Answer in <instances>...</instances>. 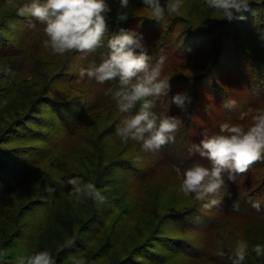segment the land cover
I'll list each match as a JSON object with an SVG mask.
<instances>
[{
	"label": "trees",
	"instance_id": "1",
	"mask_svg": "<svg viewBox=\"0 0 264 264\" xmlns=\"http://www.w3.org/2000/svg\"><path fill=\"white\" fill-rule=\"evenodd\" d=\"M16 2L23 4L27 0H16ZM106 2L111 8L108 14L109 34L118 32L120 28L134 30L143 35L148 55L152 58L151 62L154 63L161 56L166 58L163 75L172 77L170 90L167 95L158 99L154 98L156 106L153 111L157 114L174 116H178V112L183 113L182 126L176 134L175 143L164 146L158 152H149L153 156L152 163H136L126 157L122 159L130 152L131 145L135 142L130 141L124 144L116 136V127L126 114L118 111L111 96L107 95L104 99L100 96L96 102L88 105L86 101L70 104L45 95L50 92L51 75L54 76L59 72L58 69L63 64L61 61L63 56L51 53L48 58H45L44 25L30 17L18 16L16 8L10 5L8 0H0V9L3 6L11 8L7 14L0 16V62L9 63L16 73L14 77L5 76L2 73L0 108L16 95L26 96L33 92L31 106L27 111L23 110V115L32 116L34 111L38 114L42 106L46 105L53 116L49 123L51 127L48 128L56 127V136L61 135V142L53 145L51 149L48 148L45 154L41 150L38 151L36 147L29 149L32 152L27 150L30 157L18 154L19 152H16L18 149L15 150L18 155L7 156L0 152V208L5 205L11 192L26 180L27 170L31 165H40L47 158L55 156V165L60 169L64 160L68 159L70 151L83 145L85 139L91 141L94 131L90 127L95 126L93 119L97 115L95 112L99 109L107 113L106 126L100 136L104 135L111 139L113 142L111 146L118 149L114 153L123 154L115 159L113 169L110 168V170H113V176L115 170L125 171L121 180L125 195L118 192L119 187L115 188L116 194L109 195L104 204L96 203L95 210L90 209L88 213L80 214L79 224L83 229L77 240L71 242V240L67 241L69 238L61 237L58 241L62 244L57 245L58 241L52 245L47 244L44 250L47 249L52 253L56 264H71V261L69 262L65 257L80 250L84 246L85 239L92 240V237L105 227L108 212L106 206L121 202L127 204L128 208L136 213L135 218L143 214L147 216V213L149 217L153 215L152 212L147 211V207L143 209L141 207L145 196L151 199L154 196L141 195L143 192L139 195H131L130 191L132 192L133 189L143 191L144 184L152 180L159 168L167 169L165 177L159 182L165 183L166 180L179 182L176 168L183 171L193 162L208 163L198 153L189 151L193 144H199L205 132L209 135L217 132L220 123L223 122L242 123L246 126L250 118L238 120V116L249 107H264V0H250L249 10L243 13L245 19L232 21L220 19L218 13L207 7L205 0H184L179 14L173 13L170 17L165 10L164 19L159 22L151 18V11L144 5L143 0H129L126 9H121L120 0H106ZM161 4H164V0H161ZM118 10L127 13L126 21L116 20ZM30 23L35 24L36 28H29ZM16 25L18 27L13 28ZM106 52L105 46L87 55L88 59H91L89 62L94 61L98 64L101 54ZM72 54L68 53L64 56L69 59ZM178 63L181 70L175 71L172 68ZM64 65V69L57 73L58 82L66 84L70 79L78 80V73L71 71L74 65L73 60ZM192 69L196 73H190ZM84 80L80 82L83 83ZM106 84L108 88L118 86L117 81L106 82ZM79 86L70 84L69 87H73V91ZM39 87L44 88L42 92L38 90ZM209 90L211 95L208 94ZM201 92H206L207 97H201V99ZM177 93H187L191 98L186 111H181L172 103V97ZM229 99L236 101V106L232 109L223 106ZM136 110L134 109L133 112ZM15 113L17 115L18 112ZM16 115L14 112L0 113V116L10 117L9 121L15 124L10 125L9 129L0 134V142L12 140L7 139L12 136L11 131L15 138L21 137L20 130L24 127L22 126L24 122L21 126L18 125L21 118H17ZM209 121L210 126L204 129ZM202 122L205 126H202ZM25 128H29V125H25ZM56 136H54V142ZM78 142H80L79 145ZM22 150L24 148H21ZM56 171V169L51 170L53 175L57 173ZM53 180L55 181L54 178ZM223 191L230 195H225L222 204L210 211L203 210L201 202L193 200L190 196L182 212L177 213L167 207L160 214L161 208L155 205L161 204L157 203L159 198H155L152 201L153 205L149 206L154 207L152 209L157 213L158 219L150 228L143 225L145 229L140 233V239L142 236L143 238L136 247L131 246L126 253L122 254L126 251L125 248L117 240L113 243L110 241L96 249L93 254L83 255L86 264H132L135 254L143 259H150L149 255L154 254L152 250L154 246L157 256H153L158 259L152 257V261L148 262L150 264H161L170 257L178 258L174 260L175 262L187 258L196 264H231L229 257L238 239L249 241L250 246L264 244V161L253 164L246 173L238 175L235 182L229 181L225 176ZM45 197L48 205L53 207L58 195H45ZM46 199L34 202L31 208H38L39 203L47 204ZM251 200L260 202V212L251 207ZM5 212L7 211L3 212V217L7 216ZM75 217L73 216V220ZM166 222L169 223V232H163L164 228L160 229L161 224ZM32 230L36 231V227H32ZM17 231L18 226L12 229L8 245L14 242L13 239L17 233V239H19ZM59 231L67 235L62 229ZM131 238L134 239V237ZM151 244L154 245L151 246ZM111 249L121 254L115 259L116 261L109 257ZM39 250L38 245H32L28 253L32 254ZM0 264L3 263L0 262ZM244 264H264V257L257 258L254 253H250Z\"/></svg>",
	"mask_w": 264,
	"mask_h": 264
},
{
	"label": "clouds",
	"instance_id": "2",
	"mask_svg": "<svg viewBox=\"0 0 264 264\" xmlns=\"http://www.w3.org/2000/svg\"><path fill=\"white\" fill-rule=\"evenodd\" d=\"M21 17H30L44 25L46 39L43 47L53 55L64 56L68 53H80L81 58L107 48L101 54L100 62H91L86 68L79 69L78 81L94 80L98 84L117 81L118 86L109 87L105 95L111 96L118 111L126 114L116 127V136L124 144L136 142L144 152H158L164 146L175 143L176 134L180 131L182 120L178 116L157 114L153 109L156 99L167 95L172 77L163 75L165 60L159 57L154 63L148 55L143 35L134 30L120 28L109 34L108 14L111 8L106 0H27L18 4L8 0ZM150 9L151 18L162 21L165 10L168 14H179L184 0H143ZM208 8L219 14L220 19L232 21L245 19L243 13L249 10L250 0H205ZM129 0H120L121 9L128 7ZM126 12H117L118 22L126 21ZM29 28H36L33 23ZM106 41V44H105ZM5 76H15L10 65L0 67ZM191 98L187 93H177L172 97L181 111H186ZM225 108L236 106L234 99L224 102ZM134 109H137L133 112ZM250 118L245 126L242 123L223 122L219 130L212 134L204 133L199 144H193L190 153H198L208 163L193 162L181 171L176 168L180 177L179 192L185 197H193L201 202L205 211L222 204L224 196L230 195L225 189V176L235 182L238 175L246 173L249 168L264 161V107H249L238 116V120ZM137 161L140 157L137 156ZM70 186L68 195L76 202L90 199L102 205L107 197L92 182H84L79 176L61 181V186ZM55 191V189H49ZM251 207L261 211L259 201L251 200ZM250 253L257 258L264 257V244H249L245 239H238L232 255L231 264H244ZM2 254V253H0ZM223 255V253H220ZM16 264H56L47 249L32 254L19 256ZM75 264H86L84 258L75 260Z\"/></svg>",
	"mask_w": 264,
	"mask_h": 264
},
{
	"label": "rangeland",
	"instance_id": "3",
	"mask_svg": "<svg viewBox=\"0 0 264 264\" xmlns=\"http://www.w3.org/2000/svg\"><path fill=\"white\" fill-rule=\"evenodd\" d=\"M10 9V7L6 8L5 6H3L0 9V16L7 14L8 10ZM172 15L173 13L170 14V17ZM15 27L18 26L16 25L13 28ZM44 55L45 58H48L51 55L50 50L44 49ZM70 58L71 61L73 60L74 62L71 71H73L75 74L79 72V69L86 68L90 63L89 61L91 60L88 59V56L81 58L80 53H73ZM70 58L68 59L66 56H63V58L61 59L63 64L58 69L59 72L64 69L65 63L68 64L69 62H71L69 61ZM5 65H9V63L5 64L4 61L0 62V67H3ZM172 69H174L175 71H180L181 66L178 63L177 65L173 66ZM190 71V73H196L194 72V69ZM57 73L54 76L52 74L50 77V92L48 94H45L48 97H52L63 102H69L70 104L79 101H86L87 104L90 105L92 102H96L100 96H102L103 99L105 96H107L105 95V91L106 89H108L106 83L98 84L94 80L88 81V78L85 77L83 83L77 82L78 80L73 81V79H70L69 83L60 84L56 77ZM16 80L20 81L19 78H16ZM2 81V72H0V82ZM70 84L74 86H80L72 91L73 87L70 88ZM229 87L231 88V86ZM232 88L233 90H235L234 86ZM43 89L44 88L41 87L38 88L40 92H42ZM200 94V98L207 97L205 96L206 92H201ZM208 94L211 95L210 90L208 91ZM33 95V92L30 95L26 96L16 95L11 99V101L4 103L0 108V113L14 112V114L16 115L15 112H18L16 116L17 118H21L20 122H18V125L21 126V123L24 122V124H22V126L24 127L22 129L20 128L21 137L15 138L13 136V132L11 131L12 136L7 139L12 140H7L6 142L5 140H3L0 142V152L2 151L4 155H18L21 153L25 155L24 157H30V155H28V152H32V150H29L31 149V147H36L38 151L41 150V152H44L45 154L49 149H51L53 145H57L59 141L61 142V135L58 136L57 134L56 136V127H53V129L48 128L49 126L51 127L49 123L50 120H52L53 116L47 109L46 105L42 106L41 111L38 112V114L34 111V114H31L32 116L23 115V110L27 111L31 106L30 104L33 101ZM188 107L189 104H187V108ZM95 114H97L93 119L95 120L93 121L95 126L90 127L91 130L94 131V137L91 138V141L85 139L83 145H80L79 148L77 147L75 150L70 151L68 159L64 160V164L62 167H60V169L57 167V165H55V156L47 158L46 160L41 162L40 165H31L27 170L26 180L22 183V185L11 192L10 196L5 202V205L0 208L2 209V211H0V216H2L0 217V253H2L0 254L1 263L16 264L17 257L29 255L28 252L32 248V245H38L40 248L39 251H42L47 244L52 245L55 241H60L61 237L69 238L67 239V241L71 240V242L77 240V237H79L80 232L83 229L79 224V215L88 213L90 209L91 211L95 210L96 203L86 198L82 199V201L79 203L76 202L68 195L70 186H67L66 184L64 186H61V181H66L70 177L79 176L84 182L94 183L98 189H107V191H103V194L107 198L109 197V195H112V193L116 194L115 188L118 187V192L121 195H125L126 192L124 193L123 191L125 188L123 189V183L121 182V180L123 179L122 176H124L125 171L122 169L116 171L114 169L115 174L113 176V170H110V168L113 169V162L115 161V159L122 156L123 154L114 153L118 151V149L111 146V143L113 144L111 139L106 138L104 135V137L100 136L102 134L101 131L106 126L105 119L107 113L101 112V110L99 109L97 112H95ZM177 114L180 118L183 116L182 112H178ZM0 117V134H3L7 129H9L10 125L13 126L15 124L13 123V121H9L10 117ZM208 123L209 124L204 129H207L210 126V121ZM25 125H29V128H25ZM202 126H205L204 122H202ZM54 136H56L55 142L53 141ZM79 144L80 142H78V145ZM21 148H24V150L21 151ZM17 149L18 151L16 152H19L18 154L15 152V150ZM27 150L29 151L27 152ZM137 156L140 157L139 161H137L136 159ZM125 157L127 159L130 158L133 161H136V163L153 162V156L149 152L142 151L141 145L136 142L131 145L130 152L125 154L122 159ZM53 169L57 170V173H55V175H53V172H51V170ZM108 171L111 172L108 173ZM166 173V168H159L158 171H156L155 176H153L152 180H149L146 184H144L143 191L136 189H133L132 192L130 191L131 195H139L141 192H143L141 195L154 196L153 199L145 196V201H142L141 207V209L147 207V211L152 212L153 215H150L149 217V214L147 213V216L146 214H143L141 217L138 216L135 218L136 213L133 212L132 209H129L127 204L119 202L113 205L112 203L111 205L106 206L108 208V212L106 214L107 219L105 227L99 233L95 234L92 237V240L89 241L90 238L85 239L83 241L84 246L77 252H73L67 255L65 259H67L69 262L71 261V264H75V260L80 259L81 257L83 258V255L93 254L94 251L99 247H103V245L110 241L113 243V241L115 240H117V242H119V244L125 248L126 251H123L122 254L126 253L129 250L128 248H131V246L136 247L137 243H139V241L143 238L142 236V238L140 239V233L143 232V229H145L144 226L150 228L153 224L156 223L158 219L156 218L157 213L154 211V209H152L154 207L149 206L151 204L153 205L154 202L152 201L157 197L159 198L157 203L161 205L155 206L157 208H161L160 214H162L167 207L173 211H176L177 213L182 212L183 209L186 208L185 205H187L186 200L188 197L183 196V194L178 190L180 177L177 175L179 178V182H169L167 180L165 181V183L159 182L160 180H162L161 178L165 177ZM53 178L55 179V181L53 180ZM106 182L108 183L107 185ZM49 189H55V191H49ZM45 195H58L53 207L48 205V200L46 199ZM161 195L165 196L163 197ZM190 198L194 200L193 197ZM40 199H46L47 204L42 205L39 203L38 208L32 209L31 205L34 204V202L39 201ZM4 211H7L5 213H7L8 217H3ZM73 216H76L75 220H73ZM16 226H18L17 232H19V239H17V233V235L13 239L14 242L8 245V241L10 238L9 235L12 229ZM168 226L169 223H162L160 229L162 230L164 228V230H162L163 232H169ZM32 227H36V231H33ZM61 229L67 235H63L59 231ZM131 237H134V239ZM59 241L57 245L62 244L59 243ZM152 245L154 244H151V246ZM154 248H152L154 252L153 255L157 256ZM119 255L121 254H118V252H116L115 250H110L109 257L112 260L114 259L113 261H116L115 259L119 257ZM153 255H149L150 259H143L141 256H136L135 254L133 255L135 259L131 263L146 264L152 261V257L154 259H158ZM176 257L178 256L176 255ZM177 259L178 258L174 259V257H170L161 264H196L187 258H184L183 261L180 260L178 262H175L174 260Z\"/></svg>",
	"mask_w": 264,
	"mask_h": 264
}]
</instances>
